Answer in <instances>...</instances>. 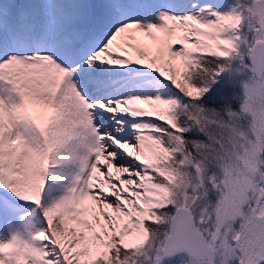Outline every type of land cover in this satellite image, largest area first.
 <instances>
[{
    "label": "snow or ice",
    "instance_id": "6c2138e0",
    "mask_svg": "<svg viewBox=\"0 0 264 264\" xmlns=\"http://www.w3.org/2000/svg\"><path fill=\"white\" fill-rule=\"evenodd\" d=\"M0 264H264V0H0Z\"/></svg>",
    "mask_w": 264,
    "mask_h": 264
}]
</instances>
